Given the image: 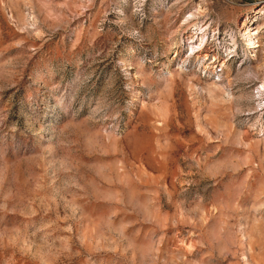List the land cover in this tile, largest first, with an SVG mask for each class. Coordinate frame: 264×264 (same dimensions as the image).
<instances>
[{
    "label": "rangeland",
    "instance_id": "374dc122",
    "mask_svg": "<svg viewBox=\"0 0 264 264\" xmlns=\"http://www.w3.org/2000/svg\"><path fill=\"white\" fill-rule=\"evenodd\" d=\"M0 264H264V0H0Z\"/></svg>",
    "mask_w": 264,
    "mask_h": 264
},
{
    "label": "bare ground",
    "instance_id": "6f19581e",
    "mask_svg": "<svg viewBox=\"0 0 264 264\" xmlns=\"http://www.w3.org/2000/svg\"><path fill=\"white\" fill-rule=\"evenodd\" d=\"M195 49V47H191V50H194Z\"/></svg>",
    "mask_w": 264,
    "mask_h": 264
}]
</instances>
